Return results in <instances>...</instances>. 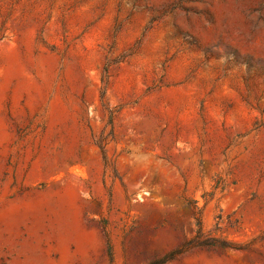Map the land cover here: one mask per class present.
Instances as JSON below:
<instances>
[{"label": "rangeland", "instance_id": "1", "mask_svg": "<svg viewBox=\"0 0 264 264\" xmlns=\"http://www.w3.org/2000/svg\"><path fill=\"white\" fill-rule=\"evenodd\" d=\"M0 264H264V0H0Z\"/></svg>", "mask_w": 264, "mask_h": 264}, {"label": "trees", "instance_id": "2", "mask_svg": "<svg viewBox=\"0 0 264 264\" xmlns=\"http://www.w3.org/2000/svg\"><path fill=\"white\" fill-rule=\"evenodd\" d=\"M197 236L198 237H196V243H200L199 242V238H201L200 236H202V230H201V227H200V223L198 222V230H197ZM193 240H195V239H193ZM192 240V241H193ZM217 247H219V248H228V249H232V250H240L239 248H236L235 246H233L232 244H226V243H224V242H221V243H219V242H217ZM107 249H108V255H109V257H110V262H112V255H111V247L109 246V244H108V246H107Z\"/></svg>", "mask_w": 264, "mask_h": 264}]
</instances>
